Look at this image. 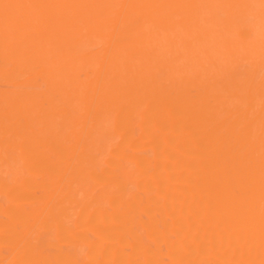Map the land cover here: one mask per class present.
Here are the masks:
<instances>
[{
    "label": "bare ground",
    "instance_id": "6f19581e",
    "mask_svg": "<svg viewBox=\"0 0 264 264\" xmlns=\"http://www.w3.org/2000/svg\"><path fill=\"white\" fill-rule=\"evenodd\" d=\"M0 264H264V0H0Z\"/></svg>",
    "mask_w": 264,
    "mask_h": 264
}]
</instances>
